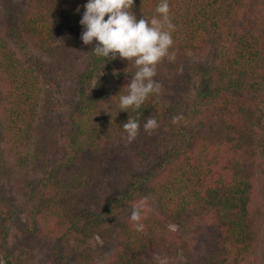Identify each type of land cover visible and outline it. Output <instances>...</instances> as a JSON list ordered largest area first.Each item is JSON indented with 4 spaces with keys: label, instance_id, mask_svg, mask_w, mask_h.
Returning a JSON list of instances; mask_svg holds the SVG:
<instances>
[{
    "label": "trees",
    "instance_id": "trees-1",
    "mask_svg": "<svg viewBox=\"0 0 264 264\" xmlns=\"http://www.w3.org/2000/svg\"><path fill=\"white\" fill-rule=\"evenodd\" d=\"M12 2L0 0V264H102L107 244L70 247L93 234L115 244L104 264H243L256 253L264 0H168L169 52L208 59L179 64L175 100L158 92L128 111L114 72L124 59L81 40L86 0H23L18 12ZM160 2L132 11L151 19ZM129 117L140 122L131 142ZM149 118L159 126L146 132Z\"/></svg>",
    "mask_w": 264,
    "mask_h": 264
},
{
    "label": "clouds",
    "instance_id": "clouds-1",
    "mask_svg": "<svg viewBox=\"0 0 264 264\" xmlns=\"http://www.w3.org/2000/svg\"><path fill=\"white\" fill-rule=\"evenodd\" d=\"M133 5L134 0H86L79 21L83 26L81 40L85 45L96 42L92 51L97 57L113 59L118 55L136 66L126 94L119 97L120 110L127 111L129 108L140 109L150 95L159 92L160 84L154 80L157 65L164 58L175 59L174 53L169 52L174 43L175 25L170 19L168 0L157 4L158 16L151 19L144 16L138 19L132 11ZM158 126L156 119L149 118L143 128L150 132ZM123 128L131 142L139 133V119L129 117ZM144 206V201L132 206L130 218L137 222V231L144 228L139 223ZM159 264H167V260L159 259Z\"/></svg>",
    "mask_w": 264,
    "mask_h": 264
},
{
    "label": "rangeland",
    "instance_id": "rangeland-1",
    "mask_svg": "<svg viewBox=\"0 0 264 264\" xmlns=\"http://www.w3.org/2000/svg\"><path fill=\"white\" fill-rule=\"evenodd\" d=\"M23 0H13L12 9H15ZM22 4V3H21ZM21 7L18 6L16 11ZM6 7H4V12H6ZM18 12V11H17ZM17 18V17H16ZM175 59L173 61H169L167 58L162 59L157 65V73L154 77L160 84V94L163 96H169L175 100L174 96H179L180 94H175L174 80L177 77L178 73L181 71L180 65L183 63H193V62H205L208 59L207 53H196L192 51L185 52H176L174 53ZM114 72H117V79L125 86L127 89V84L130 82L131 78L134 76L137 71L136 66L129 62L127 59L114 60ZM172 86V88H171ZM91 89H98V79H92ZM166 98V97H165ZM168 100V99H167ZM260 107L264 110V92L258 99ZM263 166L261 167L258 173V199H257V207H256V216L259 222V244L256 253L248 255L243 264H264V156L262 160ZM172 228L181 234L184 232L178 228L176 224L172 225ZM71 238V237H70ZM71 244V250L75 253L76 248L79 244V249H85V247H89L92 253H99L98 249L102 246H105V252L99 253L100 259H97L102 264L106 263L110 257V254L114 251L115 244L113 241H109L104 239L99 234H93L91 237H73L69 240ZM97 251V252H96Z\"/></svg>",
    "mask_w": 264,
    "mask_h": 264
}]
</instances>
